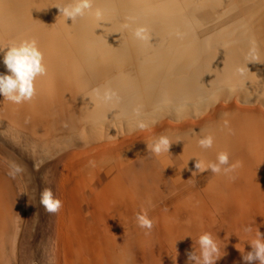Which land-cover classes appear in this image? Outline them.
<instances>
[{"label": "bare ground", "instance_id": "bare-ground-1", "mask_svg": "<svg viewBox=\"0 0 264 264\" xmlns=\"http://www.w3.org/2000/svg\"><path fill=\"white\" fill-rule=\"evenodd\" d=\"M72 2L0 0V47L36 40L47 70L30 101L0 95V120L43 139L53 138L45 130L53 105L70 120L62 139L72 145L52 173L62 213L49 219L53 264H185L205 232L225 253L215 264H244L256 229L264 235V0H94L66 25L53 6ZM137 27L149 39L135 38ZM97 88L119 101L104 103ZM209 135L212 147L200 148ZM160 136L173 144L156 155L148 145ZM7 139L0 264H30ZM221 152L240 162L235 180L192 175L197 159L206 166ZM144 212L147 235L136 221Z\"/></svg>", "mask_w": 264, "mask_h": 264}, {"label": "clouds", "instance_id": "clouds-1", "mask_svg": "<svg viewBox=\"0 0 264 264\" xmlns=\"http://www.w3.org/2000/svg\"><path fill=\"white\" fill-rule=\"evenodd\" d=\"M94 0H73V2L65 7L53 6L58 9L60 15H63L64 22L67 19H71V23L77 18L83 17L86 11L92 8ZM97 19L101 17L102 13L97 10L95 13ZM66 24V22H65ZM68 25V24H66ZM125 28L128 27L127 24L124 25ZM133 35L138 40L149 39L147 35V30L144 27H137ZM6 49V51H5ZM0 53H3L2 63L6 68V73H0V95L4 99L20 104L30 101L34 94V81L37 76L46 75L47 70L43 61V54L38 49L36 40L23 41L18 45H8L0 47ZM97 98L102 100L104 103H109L112 101H119V97L115 91L110 88H105L103 93L99 88L93 90ZM137 115H139V109L134 110ZM137 128L144 130L148 127L143 121L137 123ZM180 142L179 140L176 141ZM173 144L166 136H160L153 144L148 145V148L156 154L160 155L162 153H169L170 147ZM198 145L202 149H209L213 145L212 136H205L198 140ZM228 165L227 167H223ZM240 162L229 165L228 154L226 152H221L217 155L216 162H210L208 165H203L202 162L197 159L194 165L195 171L192 175H198L207 170H210L214 174H219L223 171L225 175H229L240 167ZM13 172L10 175L19 173L21 169L13 165ZM231 180H235V176L229 175ZM40 204L44 207V210L48 214H55L59 211L61 207V201L59 199H54L51 188H45L40 193ZM136 221L138 226L148 231L145 233L150 234L153 228V221L147 216V213L136 214ZM245 231H250L249 227L244 229ZM257 239L251 243L252 250L242 254V260L244 264H254L258 261L259 264H264V235H262L258 228ZM114 235V234H113ZM187 237V236H185ZM184 237V238H185ZM178 242V240L175 242ZM197 243L200 248L199 255L192 249L191 251H186L187 260L185 264H215L223 255L220 254V248L218 247L216 241L213 239L211 233L205 232L199 236ZM176 248V247H175Z\"/></svg>", "mask_w": 264, "mask_h": 264}, {"label": "rangeland", "instance_id": "rangeland-1", "mask_svg": "<svg viewBox=\"0 0 264 264\" xmlns=\"http://www.w3.org/2000/svg\"><path fill=\"white\" fill-rule=\"evenodd\" d=\"M52 114L48 116L49 131L53 138H39L31 129L19 126L9 128L3 120H0V139L8 138L9 148L12 154V165L18 166L21 171L17 173L19 183L14 184V190L20 199L24 216L25 240L24 253L30 257V264L45 262L53 264L50 255L52 239L48 234L50 230L49 219L61 216L60 209L55 214H48L40 204V193L45 188H51L56 199V188L51 182L54 179L53 170L64 167V162L59 154L70 148L72 143L62 139L68 133L70 120L60 117L56 105L51 107ZM19 202V201H18ZM41 228V229H40Z\"/></svg>", "mask_w": 264, "mask_h": 264}]
</instances>
